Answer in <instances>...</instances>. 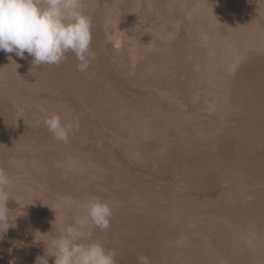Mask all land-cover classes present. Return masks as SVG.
Masks as SVG:
<instances>
[{
    "label": "rangeland",
    "instance_id": "1",
    "mask_svg": "<svg viewBox=\"0 0 264 264\" xmlns=\"http://www.w3.org/2000/svg\"><path fill=\"white\" fill-rule=\"evenodd\" d=\"M83 2L87 72L0 51V264L51 251L65 197L110 206L91 239L116 264H264V0Z\"/></svg>",
    "mask_w": 264,
    "mask_h": 264
},
{
    "label": "clouds",
    "instance_id": "2",
    "mask_svg": "<svg viewBox=\"0 0 264 264\" xmlns=\"http://www.w3.org/2000/svg\"><path fill=\"white\" fill-rule=\"evenodd\" d=\"M83 0H0V51L14 53L23 59L31 56L32 65L59 66L66 54L71 52L78 61L77 70L87 72L95 53L91 50L92 19L85 14ZM186 13L185 19L191 20ZM44 124L57 141L67 143L69 136L78 129L62 122L53 114ZM10 178L0 168V233L10 227L9 209L6 202ZM65 208H79L81 214L74 216L58 238L45 246V254L38 255L34 264H116L115 252L91 239L93 229L105 231L110 227L112 210L98 199L77 204L71 197L63 198Z\"/></svg>",
    "mask_w": 264,
    "mask_h": 264
},
{
    "label": "bare ground",
    "instance_id": "3",
    "mask_svg": "<svg viewBox=\"0 0 264 264\" xmlns=\"http://www.w3.org/2000/svg\"><path fill=\"white\" fill-rule=\"evenodd\" d=\"M92 19V18H91ZM92 21H93V19H92ZM90 48H91V50L95 53V57H98V55H99V52L95 49V47H94V41L92 40L91 41V45H90ZM71 52H69V54H70ZM68 54V53H67ZM74 54H70L69 55V57L70 56H73Z\"/></svg>",
    "mask_w": 264,
    "mask_h": 264
}]
</instances>
